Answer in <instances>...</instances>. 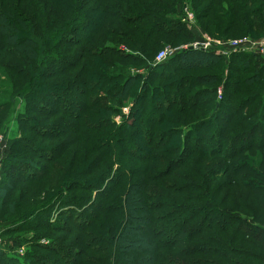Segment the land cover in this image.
I'll use <instances>...</instances> for the list:
<instances>
[{
    "label": "rangeland",
    "instance_id": "rangeland-1",
    "mask_svg": "<svg viewBox=\"0 0 264 264\" xmlns=\"http://www.w3.org/2000/svg\"><path fill=\"white\" fill-rule=\"evenodd\" d=\"M118 1L122 0H101L104 2L103 6H97V0H0V181L4 174L12 169L13 159L27 161L28 165H33L34 168L32 169L34 171L25 169L21 170L20 174L17 172L16 179L7 178L5 180L7 186L0 191V251H5L3 253L10 258L14 255L15 258L25 261V264H32L30 255L36 258L33 264H98L96 262L100 260L97 259L101 257L105 247L113 258L112 264H120L122 259L133 264H151L146 261L149 257L154 263L157 259L156 264H264V242L249 238L244 230L248 225L254 226V230H264V139L259 143L258 137L249 143L248 151L240 152L235 158L225 159L223 156L213 155L201 156L202 159L199 160L192 156L197 158L195 162L190 159L179 161L176 156H166V152L164 154L154 146L144 143L145 137H137L133 140L136 144L129 143L127 147L124 146L126 152L132 156L129 154L122 156L131 157L137 162L134 166L132 163L127 164L130 174H127V168L126 171L116 173L112 163H107L109 167L105 172L107 165L101 166V160H98L102 158V154L93 147L99 141L97 138L105 140L109 135L105 138L101 137L102 133L99 131L89 130V127L97 126L98 123L101 125L105 118L101 115H91L89 111L86 115L84 112L80 114L74 109L75 106H72L73 104L79 106L77 103L82 105L87 99L103 97L106 94L100 91L94 95L91 89L84 88L79 76L85 68L95 76L109 77L112 74H121L122 78H126L127 75L129 77L141 75L145 80L151 77V71L163 63L170 62L171 68L174 67V59L184 48L209 39L212 44L208 50L217 57L220 65L197 63L187 64L185 69H176L177 75L173 76V79L178 78L181 81L180 84L172 85L174 86L172 89L169 88L171 86H165L167 81L163 84L157 82L165 90L164 98H168L165 105L170 106L172 103L162 130L171 133L188 124L197 126L204 124L214 109V104L222 103L234 89H240L242 92L245 89L246 93L233 98L232 109L239 106V110L235 113L230 111L233 115L232 126L240 122L243 129L247 130L253 125L254 120L244 122L243 119L256 104L254 100L245 104L240 102L250 96L258 97L256 101L264 102V71L253 76L252 70L236 72L234 66L238 70L242 67L238 66L237 61H233L231 67L228 65L231 58L237 55H256L264 60V50L261 48L264 44V25L258 29L253 27L251 22L252 15L257 16L264 11L251 2L243 6L245 0L210 2L194 0V3L192 0H124L128 2L126 8L123 3L121 4L123 9L112 8L111 2L118 5ZM108 11L115 12L124 20L121 22L112 20L113 17L106 16ZM101 12L107 23L119 25V30L112 33L113 28H109L108 24L109 27L97 33L95 41L85 45L88 51L84 53V46L79 41L84 33L91 31V27L85 22L81 28L70 27L69 32L67 24L77 17L75 25L83 21L82 17L87 18L89 22L92 19L89 17L90 14L99 16ZM232 14L241 18L242 23H238ZM165 20L180 23L191 39L189 41L184 39L180 32L172 35L171 24ZM60 32L62 33L59 35ZM215 34L222 36L216 37ZM67 35L74 36L78 42L76 43L77 40L69 42ZM47 36H50V42L48 40L44 43L43 40L47 39ZM60 39L65 41L66 46L72 45L71 54H67L66 58L73 66L65 74L61 72L56 76L42 79L45 76L42 74V67L38 69L36 66L47 58L45 56L51 57L63 49L57 44ZM35 42H39V46L34 45ZM239 46L242 48L232 50ZM104 47L118 48L120 54L115 49L105 51ZM166 49L172 51V56L165 62L156 64L157 55ZM99 50L102 51L98 52ZM223 51L225 54L221 53ZM110 54L115 57H108ZM126 54L137 55L139 58L126 57ZM84 65L87 67L84 68ZM60 66L53 65L52 69ZM153 75L155 76V72ZM89 82L91 84L92 80ZM116 82L121 83L120 80H115L111 84ZM48 85L52 87L49 89ZM137 85L133 82L123 94L128 92L132 94ZM45 89L51 91L48 90L45 94ZM186 89L191 94L196 90L201 91L200 99L182 104L177 94L185 93ZM37 91L41 92V95L45 94V98L51 97L47 104L43 103L44 108H41L42 102H32L33 93ZM85 94L89 97H85ZM104 98L106 100L98 99L95 103L98 104L95 105L98 111L110 104V97ZM129 103V99L123 100L124 118L112 117L117 125L131 113L133 107L130 108ZM29 105L39 107L38 115L28 113ZM62 105L73 109L68 114L57 112ZM223 107L221 111L228 110ZM133 112L135 116L138 113L137 110ZM156 115L160 117L164 113L158 115L157 112L151 119H155ZM21 117L24 118L23 121L20 120ZM79 119L80 121L84 119L83 123L89 125L87 130L79 126ZM98 130L103 131V134L108 132L100 128ZM186 131L181 129V138ZM98 134L101 136H96ZM20 138L24 139L21 143ZM16 140L19 144L14 145ZM170 140V142L166 140L167 146L161 144L159 148L163 150L172 148V143L177 141L176 138ZM132 147H139L143 152L135 154ZM36 149L39 150L36 152ZM15 151H18V154ZM149 154L152 156L148 157ZM154 155L163 158L157 160ZM166 158L171 162L173 160L179 162L172 168L169 161L165 162ZM238 163L242 167H234ZM144 166L149 168L141 174V168ZM26 175L34 176V179H29ZM104 175L111 178L104 177L101 180ZM140 175L150 178L145 189L151 196L147 203L158 205V208L149 210L152 215L172 212L174 209L184 210L180 211L182 216L174 215L162 221L163 231H149L156 242L174 243V239L177 238L178 242L173 246L167 245L168 247L158 250L163 253L166 260L163 257L157 258L149 246L137 250L134 243L128 244L127 251H120V247L118 249L116 245L121 242L122 235L115 236L116 243L107 244L106 239H109L114 231L111 229L105 231L106 233H98L93 227L94 224L104 222H109L111 226L118 215L117 218L123 222L118 230L123 227L127 229L123 238L129 234L130 229L137 231L134 235L142 234V231L145 233L146 224L143 217L147 214L142 212L146 208L139 205L133 215L131 205H128L131 196H140L142 193L137 192L135 188V185H139ZM112 177L119 183L126 181L125 183L131 184L127 204L121 200L122 196L119 201H116L118 196L115 199L111 198L114 187L108 191V195L95 193L96 188L111 185ZM86 181H89L87 184L91 183L90 189H84L87 187V184H84ZM65 186L66 192L63 190ZM92 191L95 192L91 193ZM60 195L68 197L61 199L63 202L72 200L78 205L84 204L80 208L82 215L79 218L61 213L60 205L58 206L61 201L58 200ZM104 196L110 197L109 200L105 201ZM44 205H48L49 210L44 213L47 212L49 218L47 222L37 223V217L30 215L35 216L41 212L37 210ZM86 206H90L88 212L84 211L87 209ZM177 206L180 207L175 208ZM186 207H196V210L210 211L209 213L212 210L213 214H215L213 211L217 210L218 213L210 216L206 226L209 229H202V226L200 228L202 231L198 232V228L193 230L191 236L195 238L190 241L179 240L181 235L176 231V223L191 216L189 212H185ZM77 208L79 209V206ZM72 220L82 225L90 220L92 225L80 231L72 229L73 231L68 232ZM17 237L23 238L20 247L14 242ZM143 241L144 245L151 244L150 237L144 238ZM127 252L134 255L130 257ZM140 258L143 262L139 261Z\"/></svg>",
    "mask_w": 264,
    "mask_h": 264
},
{
    "label": "trees",
    "instance_id": "trees-1",
    "mask_svg": "<svg viewBox=\"0 0 264 264\" xmlns=\"http://www.w3.org/2000/svg\"><path fill=\"white\" fill-rule=\"evenodd\" d=\"M90 1V0H88ZM194 3V0H192ZM207 2H210L212 0H205ZM251 2L254 3L256 6H259L261 8V11H264V0H245V4H243V6L246 5V3ZM113 3V5H111L112 8L115 9H123V5L121 6V4H125V8L128 6V2L127 1H118V5L115 2H111ZM97 6H103L104 2H101V0H97ZM98 8V7H95ZM105 8V7H103ZM259 10V9H258ZM87 13V12H84ZM91 13V12H90ZM255 13V12H253ZM93 14V13H91ZM89 15V17H92L91 21H87V18H83V21H80V23L78 25H75L77 22L76 20H78V17L74 20V21H69L67 26H68V30L69 28H73L72 26H74V28L78 27L81 28L82 26L85 25V22L87 23L88 26L91 27V31L87 34L84 33L83 37L81 38V40L79 41L80 44H82L83 47V51L84 53H86L88 51L87 47H85V45H89L91 41H95V36L97 35V33H99L100 30H103V28H106L108 26V24H110L108 27L109 28H113L112 33L113 32H118L116 30H119V25L115 24V23H107V21L104 19L105 16H103L102 12L101 15L99 16H92ZM109 15L110 17H113L112 20H116V22H121L124 20V18H120L119 16H117V14L115 12L112 11H108L106 16ZM233 15V14H232ZM251 15V14H250ZM80 16V15H79ZM85 17H87L86 15H84ZM234 19L239 23H242V19L237 17L236 15H233ZM81 18V17H80ZM98 20H97V19ZM244 18V17H242ZM165 22H168L171 24V29H173V33L172 35H176L177 33H181L182 37L186 40H190L191 36L189 34L185 33V29L184 27L180 24V23H174L175 21H169V20H165ZM251 22L253 24V27L260 29V27L262 25H264V13H260V15H252V19ZM91 23V24H90ZM174 25V26H173ZM70 32V30H69ZM67 31V33H69ZM62 32L59 33V35ZM73 33V32H72ZM217 33V32H216ZM220 35V34H219ZM222 35H225L224 33H222ZM222 35L218 36L217 34H215L216 37H221ZM53 37V36H52ZM74 36H70L67 35V40L70 41H76L77 38H73ZM65 38V37H64ZM26 38H23V40H25ZM49 40L50 42V36H47V39H44L43 42L46 43ZM52 41V38H51ZM61 41V42H59ZM57 44H60L59 48H63L60 49L59 52L51 55V57L49 56H45L47 57L46 59L42 60L37 66L36 68L39 69V67H42V74H45V76H43L42 79L48 78V77H53L56 76L57 74L63 72V74L67 73L73 66V63L66 58L67 54H71L70 52V47L72 45H65V41L63 40H59ZM56 42V41H55ZM78 42V40L76 41V43ZM52 43V42H51ZM72 43V42H71ZM69 43V44H71ZM34 45H38L39 46V42H35L33 43ZM159 44V43H158ZM52 45V44H51ZM55 45V44H54ZM57 46V45H56ZM65 46V47H64ZM68 47V48H67ZM54 48V46L52 47V49ZM106 48V47H104ZM51 49V48H50ZM108 49V50H106ZM105 51H109L115 48H106ZM118 48L115 49V51H117L120 54V51L117 50ZM102 50H99L98 52H101ZM208 51H203V50H182L180 52V54H178L176 56V58L174 59L173 63H175L174 67L171 68L172 64L170 62L168 63H163L162 65H160L159 67H157V69L151 71L150 73V78L143 80L141 75H136L134 77H129V75L126 76V78H122L121 74H112L109 77H106L104 75H100V76H95V74H90L89 71L87 70L86 65H84L83 67L85 68L83 73L79 76V78L82 80L81 84H83L84 88L87 90H90L95 94L101 92L106 93L103 97H92L91 99H87L85 100V102H83V104L81 105L80 103H77L79 106H77L76 104H73L72 106H75V110H78V112L81 114V112H84V115H86V113L89 111V114L91 115H101L102 118H105V120H102V124L99 125L100 123H98V125L93 126L92 128L89 127V130H93V131H99L101 134H98L96 136H101V137H107L105 140L101 139V138H97L99 141H97V143L95 144L96 146L93 147V149L95 151H97L98 153L102 154V158L98 159L101 160L100 164H102L101 166L107 165L105 168V172L107 171V168L109 167V164L107 163H112V165L115 167V171L116 173H120L121 171L125 170L127 168V164L132 163V165H137V162L135 159H132L131 157L126 158V157H122L125 154H129L130 156H132L129 152H126V149H124V146H128V144L130 143V145H134L136 144L133 140L137 137H145L144 143L149 144L148 146H154L156 148V150H159L160 152H166V156L170 155V156H176L178 157L177 160L181 161V160H185V159H190V160H194L196 162V159L198 158L199 160L202 159L200 158L201 156H213V155H220L225 157V159H230V158H235L236 155H239L240 152L246 150L248 151V145L249 143L254 142L258 137L257 140L259 143H261V140L264 139V102L263 101H256V99L258 97H245L243 99L242 102H240L241 104H245L249 101L254 100V103L256 104L255 106H252V109L249 110V112L246 114V117L243 119V121L245 122L246 120L252 119L254 120L253 125L249 126V129H243V126L240 125V122L238 125L236 126H232V117L233 115L230 114V111H232L233 113L237 112V110H239V106L234 107L232 109V103H233V98L235 96H240L242 94L246 93V90L244 89L243 92L240 91V89H234L232 91V93L230 94V96L226 97V99H224V101L222 103L219 104H214V109L212 110V112L208 115V120L204 121V124L201 123L200 126L197 125H193V124H188L186 125V127L180 128L178 130H176V132H169V133H165V131L162 130V128L165 126V121L167 119V115L168 112L171 110V105L167 106L168 104L165 105V102L168 100V98H164L166 93L165 90L162 88V85H158L157 82L160 81V83L163 84V82L167 81V83L165 84L166 87H169L170 89H172L176 83L180 84V79L176 78L173 79V76L177 75V70L179 68H187V64H192V65H196L197 63H202V65H207L209 64H215L218 63L219 65L221 64L219 60H217V57L212 53ZM54 53V52H52ZM100 54V53H99ZM49 55V54H48ZM130 56V54H126V57ZM108 57H115L113 56V54L108 55ZM130 57H134L136 59H138L139 57L137 55H132ZM60 58H63L62 60H60ZM65 59V60H64ZM67 59V60H66ZM75 59V58H74ZM177 59V61L175 62V60ZM233 61H237L238 66L242 65L241 69H236L234 66V70L237 71H244L245 69L250 71L253 73V76L255 75H259L260 73H262L264 71V60H262L260 57L256 56V55H237L231 58V60L229 61V65L228 67H231V63ZM97 63V62H96ZM177 63V64H176ZM61 65L60 67L55 68L54 70L52 69L53 65L57 66V65ZM71 67V68H70ZM237 67V66H236ZM189 68V67H188ZM85 72V73H84ZM153 72H155V76L153 75ZM165 73V74H163ZM251 73V74H252ZM87 75V76H86ZM92 75V76H91ZM109 75V74H108ZM85 76V77H84ZM93 77V78H92ZM260 77L262 78V76L260 75ZM264 78V77H263ZM262 78V79H263ZM91 84H89L91 81ZM115 80H120L121 83H117L116 84H111V82H114ZM135 82L138 84L137 88H135V92H133L132 94H130L128 92V94H123V92H125L127 90V88L130 86H132V83ZM225 86V84H224ZM49 89L52 87L50 85H48ZM49 89H45V94L48 93ZM59 89V88H58ZM105 91H102V90ZM217 90V88L215 89ZM51 91V90H49ZM201 91H195L194 94L187 90L185 91V93L179 94L180 92H178L177 97L178 99L181 101V103L186 104L188 102H190L191 100L193 102L197 101V99H200V94ZM33 99L32 102H36V103H40L42 102V106L41 108H44L43 103H46L51 99V97L49 98H45V94L41 95V92L37 93H33ZM193 95V96H192ZM85 97H89L85 94ZM104 97H110V104L106 107H104L103 110L98 111L96 106L98 104H95L98 102V99L102 100H106V98ZM192 97V98H190ZM103 98V99H102ZM129 99L130 101V105L129 107L133 109L131 110V113L129 114L128 118L125 120H123L120 124H116L115 122H113L112 117L115 116H120L121 118H124V114L122 113V103L123 100L125 99ZM264 98V97H263ZM96 105V106H95ZM133 105V106H132ZM254 105V104H253ZM63 106V107H62ZM57 109V112H66L67 114L70 113V111H72L73 108H71L70 106L67 105H62ZM224 106L223 108L228 109V110H222L221 111V107ZM29 109H27L28 113H31L32 115H38L39 113V107L38 108H34L33 106L29 105ZM34 108V109H33ZM241 108V107H240ZM48 110V109H47ZM134 110H137L138 113L134 114ZM158 115L159 113H164V115L158 117L156 115L155 119H151L153 117V114L157 113ZM241 112V111H238ZM88 114V113H87ZM73 115V114H72ZM146 116V117H145ZM76 120L78 118H75ZM20 120H24V118L21 117ZM81 119H79L80 121ZM85 120L88 122L89 120L85 118ZM84 119L82 121H80L78 124L81 128L87 130V127L89 125H85L83 122L85 121ZM172 120V119H170ZM33 122V120H30ZM89 123V122H88ZM221 123V125H220ZM150 124V125H147ZM220 125V127L218 126ZM223 125V126H222ZM205 126V129H204ZM233 127V128H232ZM98 128L100 129H104L105 131H108L107 133L103 134V131L98 130ZM181 129H186L187 131L184 133L183 138H181L180 136V131ZM143 131V134H142ZM262 131V132H261ZM104 135V136H103ZM177 142H173L172 145L173 147L170 149H165L163 150L162 148H159L161 144H165L167 146L166 143L170 142V139H175ZM20 138V142H23L24 139ZM166 140L168 142H166ZM16 141H14V145L19 144ZM132 143V144H131ZM154 143V145H153ZM258 143V144H259ZM178 145V146H177ZM228 147V148H227ZM134 148V152L136 154L137 153H142L143 150L139 147H132ZM39 149H36V152ZM18 154V151H15ZM132 153V152H131ZM145 153V152H144ZM148 153V152H147ZM146 153V155H147ZM225 154V155H224ZM104 156V157H103ZM152 156V154H149L148 157ZM197 157V158H193ZM107 157H109V159H107ZM140 157V156H138ZM144 157V156H141ZM140 157V158H141ZM147 157V158H148ZM154 157L157 158V160H161L163 157H159L158 155H154ZM106 158V159H104ZM192 158V159H191ZM13 159V156L12 158ZM124 159V160H123ZM167 159V158H166ZM198 160V161H199ZM110 161V162H108ZM170 162L172 165V168H175L178 164V162H175L174 160L171 162L170 159L165 160V162ZM126 162V163H125ZM12 169H9L6 174H4L5 176L1 179L0 181V191L3 190L4 187L7 186L6 183V179H16L17 177V172H21V170H25V169H31V171H34L32 169L33 165H28L27 161H15L13 159L12 161ZM234 167L240 168L242 167L241 164H237ZM149 167H142L141 168V174H144L143 172H145V169H147ZM20 169V171H19ZM6 171V169H5ZM35 175V173H32ZM127 174H130V170L127 168ZM30 175V174H29ZM27 176L29 179H34V176ZM105 177L102 176V178H100L101 180H103V178ZM106 178H111V177H105ZM112 184L108 185L107 187L101 186L99 188H96V192L92 191L91 193L95 192V193H100V195L103 196V193L108 195V191L111 190L113 187L114 192H111V198L115 199L117 196L118 198L116 199V201H119V198L122 196L121 200L122 201H126L127 204V195L128 192L130 190V186L131 184L129 183H125V182H118L115 181L114 177H112ZM150 180L149 177H147L146 175L142 176L140 175L139 177V185H135V188H137V192H142L140 196H131L130 202L128 201V205H131V211H133V215L137 212V207L139 205H141V207H145L146 209L142 212V213H146L147 216L143 217L144 218V223L146 224L145 226V233L142 231V234L139 235H134L137 231H134L133 229H130L129 234H127V236L125 238H123V236L126 234L127 229L125 230V227H123L122 229L118 230L119 227L121 225H123L122 220H119L117 217L118 215H116V218L114 219V222L111 223L109 226V222H104L103 224L97 223L94 224L93 227L95 228V231H97L98 233L101 232H105V231H110L111 229L114 231L113 235L111 237H109V239H106V243H111L114 242L116 243L117 241V237L118 235H122V239L121 242L118 243V245H116V247L119 249L120 247V251L121 250H125L127 251V246L130 243H134L135 246H137V250H141L142 247L144 246H149L150 248H152V250L154 251L155 255L158 257H163L164 255L163 253H161V251H158L160 249H162L163 247H168L169 246H173V244L177 243L178 240L176 241V239H174V243H166L163 241H155L152 239V234L149 233V231L153 232L154 230L157 231H163V227L161 222L169 219L170 217L176 215V217L178 216H182V212L184 210H172V212H165V213H157L155 215L151 214V208L152 209H156L158 208V205L156 204H149L147 203L148 198H150L151 196H149L148 193H146V187H147V182ZM89 181H86L84 184L86 185ZM134 185V184H132ZM92 185L91 183L87 184V187H81L84 189L87 188H91ZM119 188H121V190H119ZM64 192L67 191V187L65 186L63 188ZM94 190V189H93ZM139 194V193H138ZM148 194V196H147ZM105 195V196H106ZM1 196V194H0ZM104 196V197H105ZM103 199L105 201H108L110 197H105ZM61 199H68V197L66 196H59L58 200ZM70 199V198H69ZM74 199V198H73ZM64 200H61L58 204L59 208H61V213L63 215H67L70 216L72 218L77 217L79 218L82 215L81 209L82 206L84 204H77L75 203V201L72 200H66V202H63ZM141 202V203H140ZM143 202V203H142ZM93 205V204H91ZM48 205H44L43 207H40L37 211H40L38 214H36L35 216L30 215L32 213H30V217H37V223L38 222H47V218L49 214L44 213V211H48L49 209H47ZM79 206V209L77 208ZM121 207V205H119ZM87 207V206H86ZM90 207V206H89ZM89 207H87L86 210L84 211H89ZM149 209H148V208ZM180 207V206H179ZM178 206L175 208H179ZM187 209H185V212H189L191 216L186 217L182 222H178L176 223V231L177 233H179V240H187L190 241L191 239L195 238V236H191L193 230H195L196 228L197 231H202V229H209V227L207 226V223L210 220V216L211 215H216L217 210L213 211L215 214L209 212H201V210H196V207L194 208H190V207H186ZM122 210V208L120 209ZM164 211V209H162ZM166 210V208H165ZM157 211V210H155ZM36 212V211H35ZM123 212L125 213V210L123 209ZM34 213V212H33ZM116 214V213H115ZM91 216H93V214L90 213ZM114 218V217H113ZM121 219V218H120ZM242 221L246 222V220L242 219ZM92 222L87 221L86 223H84V225L79 224L77 221H71V229H68V232L73 231L72 229H76V230H83L86 228V226H89ZM117 223V224H116ZM116 224V225H115ZM92 225V224H91ZM113 226V227H112ZM203 226V228L200 230V228ZM211 226V225H210ZM242 226V225H241ZM67 227V226H66ZM84 227V228H83ZM212 227V226H211ZM127 228V227H126ZM240 228V227H238ZM254 226L249 227V225L246 227H244L245 234L246 236H249V238H256V241L258 242H264V230L260 229V230H254ZM240 231V230H239ZM106 233V232H105ZM133 233V235L131 234ZM149 234V235H148ZM150 237L151 238V244L146 243L144 245V238ZM138 238V239H137ZM23 238H15L14 242L16 244H20L21 240ZM116 241V242H115ZM38 245V244H36ZM21 245H19L20 247ZM200 246V245H197ZM35 247H39V246H35ZM106 247L104 248V251L101 254V257H99L97 260H100L96 263L98 264H112L113 262V258H111V256L109 255V250L106 251ZM67 251V250H66ZM5 251H0V264H25V261L23 262V260H19L17 258L14 257L10 258L6 256V253H3ZM153 253V254H154ZM128 256L132 257L134 254H130V252L128 253ZM154 255V256H155ZM12 257V255H10ZM31 258V262L33 264V261H36V258L33 255H30ZM135 259H138L136 257H134ZM156 258V257H155ZM148 259V258H147ZM153 259V258H152ZM123 260V259H122ZM120 261V264H131L132 262H127L126 260ZM143 262V259H139V261ZM166 260V259H165ZM148 263L151 264H156L157 263V259L156 262L154 263V261H151V258L149 257ZM153 262V263H152ZM236 262V261H233ZM137 263V262H136ZM30 264V263H28ZM114 264V263H113ZM119 264V263H118ZM133 264V263H132Z\"/></svg>",
    "mask_w": 264,
    "mask_h": 264
},
{
    "label": "built area",
    "instance_id": "built-area-1",
    "mask_svg": "<svg viewBox=\"0 0 264 264\" xmlns=\"http://www.w3.org/2000/svg\"><path fill=\"white\" fill-rule=\"evenodd\" d=\"M211 42L209 39H205V42H197V43H194L188 47H186L187 49L189 47H192L193 49L195 50H203V51H206L208 49H210V46H211ZM186 48H184L183 50H187ZM242 47L239 46V47H235L233 48L232 50L236 51V50H239L241 49ZM262 51L264 50V44H262ZM222 54H225V51L221 52ZM172 56V51L170 49H166L165 51H162L160 52L156 59H155V63L156 64H160V63H163L165 62L169 57Z\"/></svg>",
    "mask_w": 264,
    "mask_h": 264
},
{
    "label": "water",
    "instance_id": "water-1",
    "mask_svg": "<svg viewBox=\"0 0 264 264\" xmlns=\"http://www.w3.org/2000/svg\"><path fill=\"white\" fill-rule=\"evenodd\" d=\"M187 50H190L191 51V50H193V48L192 47H189Z\"/></svg>",
    "mask_w": 264,
    "mask_h": 264
}]
</instances>
